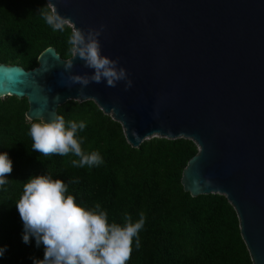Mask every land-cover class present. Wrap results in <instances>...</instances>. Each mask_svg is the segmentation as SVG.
Listing matches in <instances>:
<instances>
[{"label":"water","instance_id":"obj_1","mask_svg":"<svg viewBox=\"0 0 264 264\" xmlns=\"http://www.w3.org/2000/svg\"><path fill=\"white\" fill-rule=\"evenodd\" d=\"M72 27L104 31L101 51L127 70L116 87L79 57L48 47L39 66L0 64V99H27L30 120H52L67 101L93 100L122 123L132 147L153 137L188 138L197 154L182 172L191 196L234 206L253 264H264V0H53ZM59 95V101L55 97Z\"/></svg>","mask_w":264,"mask_h":264},{"label":"trees","instance_id":"obj_2","mask_svg":"<svg viewBox=\"0 0 264 264\" xmlns=\"http://www.w3.org/2000/svg\"><path fill=\"white\" fill-rule=\"evenodd\" d=\"M47 0H0V64L26 70L39 66L48 47L60 58L72 54L71 28L53 31L39 10ZM27 99H0V152H8L13 172L0 188V247L7 246L0 264H34L44 258L35 237L23 242V222L16 202L27 180L36 175L63 179L68 194L88 209L97 203L109 222L125 224L124 214L136 222L144 214L139 247L133 242L128 264H253L234 206L222 195L191 196L181 185L182 172L197 154L192 139L153 137L132 147L122 123L105 114L93 100L67 101L57 109L66 122L84 121L78 132L86 153L98 151L103 163L73 167V155L48 157L32 150ZM77 178L78 183H70Z\"/></svg>","mask_w":264,"mask_h":264},{"label":"clouds","instance_id":"obj_3","mask_svg":"<svg viewBox=\"0 0 264 264\" xmlns=\"http://www.w3.org/2000/svg\"><path fill=\"white\" fill-rule=\"evenodd\" d=\"M45 23L53 31L63 32L71 28L68 44L73 58L79 57L85 67L93 69L91 75L71 74L73 60L64 64L72 84H80L79 94L90 83L106 81V86L116 87L119 81H126L125 91L132 87L127 70L118 67L119 58L103 55L99 37L104 31L90 28L87 31L72 27L70 18L58 11L53 0L39 10ZM60 97H55L59 101ZM86 128L84 121L66 122L63 116L52 120L39 119L30 125L32 150L41 156L73 155L71 165L77 168L99 166L104 161L98 151L86 153L82 148L83 139L78 132ZM13 172V161L8 152H0V188L6 185ZM77 178L70 183H78ZM16 208L23 222V242L30 243L35 237L36 246L43 245L44 258L34 260V264H128L133 251V242L139 247V232L145 223L144 214L132 221L131 215L124 214L125 224L109 222L108 213L101 210L99 203L94 209L78 204L73 195L68 194V185L63 179H53L49 175L30 177L23 186V194L16 202ZM7 246L0 247L3 257Z\"/></svg>","mask_w":264,"mask_h":264}]
</instances>
